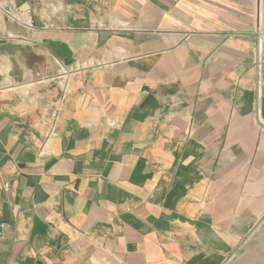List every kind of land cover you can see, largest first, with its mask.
<instances>
[{"label":"crops","instance_id":"obj_1","mask_svg":"<svg viewBox=\"0 0 264 264\" xmlns=\"http://www.w3.org/2000/svg\"><path fill=\"white\" fill-rule=\"evenodd\" d=\"M6 1L0 264H264V0Z\"/></svg>","mask_w":264,"mask_h":264},{"label":"built area","instance_id":"obj_2","mask_svg":"<svg viewBox=\"0 0 264 264\" xmlns=\"http://www.w3.org/2000/svg\"><path fill=\"white\" fill-rule=\"evenodd\" d=\"M0 11H2L10 20L17 23L18 25L25 27L30 30L42 29V30H50L53 29L54 26L47 22H42L40 24L36 23L32 16L31 10H20L16 7L12 2L6 0H0ZM56 132V122H54L52 129L50 131V135L55 134ZM8 189V185H4V190ZM2 208L0 206V237H2L5 233L7 224L2 218Z\"/></svg>","mask_w":264,"mask_h":264},{"label":"rangeland","instance_id":"obj_3","mask_svg":"<svg viewBox=\"0 0 264 264\" xmlns=\"http://www.w3.org/2000/svg\"><path fill=\"white\" fill-rule=\"evenodd\" d=\"M257 120L264 126L263 119L261 118L260 115L257 116ZM264 129V128H263Z\"/></svg>","mask_w":264,"mask_h":264}]
</instances>
